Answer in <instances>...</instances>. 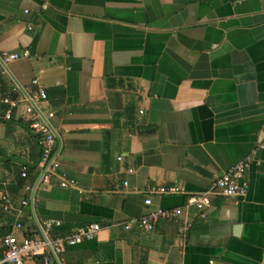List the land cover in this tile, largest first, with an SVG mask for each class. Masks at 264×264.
I'll return each mask as SVG.
<instances>
[{"label":"crops","instance_id":"crops-1","mask_svg":"<svg viewBox=\"0 0 264 264\" xmlns=\"http://www.w3.org/2000/svg\"><path fill=\"white\" fill-rule=\"evenodd\" d=\"M2 50L27 55L5 65L0 98L36 95L37 78L57 171L74 182L30 190L24 234L43 219L59 221L50 236L100 227L49 264H264V0H0ZM24 104L3 119L0 102V176L14 183L34 163L7 188L15 205L37 173ZM242 160L243 196H214L203 217L188 206L149 231L131 221L184 200L152 194L146 206L147 186L199 191ZM11 219L0 210V227Z\"/></svg>","mask_w":264,"mask_h":264},{"label":"built area","instance_id":"built-area-1","mask_svg":"<svg viewBox=\"0 0 264 264\" xmlns=\"http://www.w3.org/2000/svg\"><path fill=\"white\" fill-rule=\"evenodd\" d=\"M27 51L21 53L0 51V74L5 73V65L18 58L26 56ZM32 84L37 85V93L30 98H10L2 96L0 102L7 107L3 110L1 118L8 119L11 108L18 105L20 101H25L24 111L27 114L25 118L28 129L38 136V157L36 161L37 173L31 184L25 183L22 188L26 195L19 199L17 205L12 201V198L7 190V186L11 183L10 177L7 175L0 176V210L10 216L11 223L9 232L3 235L0 239V264H25V260L32 258L35 255L42 256V264H49L52 256L56 259L64 246H73L80 243L82 240H88L95 237L99 230V225L95 222H90L77 226L73 231L64 236H50L52 229L59 225L58 220L43 219L37 223V233L33 236L24 234V228L20 221L22 209L28 205L31 198L30 190L36 186L47 188L50 184L51 177H55L59 181L61 187H71L74 185L72 180L64 177V174L59 173L57 150L55 148V131L49 123V119L53 116L51 111L45 110L40 103L46 97L44 90L39 86L37 78H32ZM248 162L246 160L239 161L218 177H216L206 188L187 192L184 188L177 185H149L145 188V197L143 204L149 205L151 200L149 195H183L184 200L181 205L171 208H154L137 218H133L139 227L149 231L153 228L154 223L158 219H174L177 220L182 210L188 206H192L200 211V217H203L205 207L209 206L210 200L214 196L222 197H240L243 196L247 189V184L244 179V173L247 169ZM127 169V172H130ZM28 166L20 164L19 177L25 179L27 177ZM126 182L124 181L123 184ZM129 222L124 223L123 227L127 228ZM189 222L184 221L180 225L179 231L186 230ZM14 232H22L19 236Z\"/></svg>","mask_w":264,"mask_h":264},{"label":"trees","instance_id":"trees-1","mask_svg":"<svg viewBox=\"0 0 264 264\" xmlns=\"http://www.w3.org/2000/svg\"><path fill=\"white\" fill-rule=\"evenodd\" d=\"M37 137V143H38V136L36 135ZM34 167V163L28 165V172ZM16 179L14 181V183L12 182L11 184L16 186V187H19L21 184H22V178L19 177V172L17 171V174H16ZM9 184V185H11ZM7 186V188L9 189L11 186ZM9 232V227L8 225L7 226H1L0 227V239L3 235H5L6 233ZM0 251H1V247H0ZM33 259V263L34 264H42V256L41 255H35L32 257Z\"/></svg>","mask_w":264,"mask_h":264}]
</instances>
